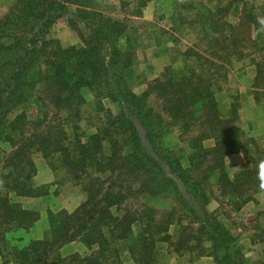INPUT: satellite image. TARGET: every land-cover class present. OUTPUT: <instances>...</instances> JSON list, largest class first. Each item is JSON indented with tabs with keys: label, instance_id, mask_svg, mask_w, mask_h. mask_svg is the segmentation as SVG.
I'll return each mask as SVG.
<instances>
[{
	"label": "rangeland",
	"instance_id": "rangeland-1",
	"mask_svg": "<svg viewBox=\"0 0 264 264\" xmlns=\"http://www.w3.org/2000/svg\"><path fill=\"white\" fill-rule=\"evenodd\" d=\"M18 1L12 0V5L8 8L10 1L6 0L4 4L3 0H0V22L17 11ZM94 1L91 0L92 7ZM67 2L68 0H58L60 6H66L69 14L56 11L49 14L48 22L51 25L44 40L59 43L65 49L74 47L79 50L84 48L85 40L95 31L96 26L89 20L78 18L77 6L71 1ZM108 2L112 5H98V13L108 20L123 24L126 28L122 48L132 55V66L124 72L129 90L136 96H147L144 104L161 117L159 122H163L160 125L161 142L168 151L173 152L171 160L178 159L183 171L198 180L197 186L192 188L193 190H187L182 185L184 190L181 198L168 196L169 191L154 198L143 188L145 178L142 177L141 182H113L114 175L109 169L95 175L90 168L87 171L89 175L77 169V178H80L77 181L75 169L70 163L66 164V167L62 165V153L51 152L47 158L40 150L32 149L27 158L35 168L31 181L35 197L19 196L14 190L9 191L5 184L17 175L14 170L16 155L20 153L24 138L29 137V130L35 133L47 128L53 133L65 130L67 135H62L61 145L68 150L72 162L74 156L79 157L83 151L78 148V141L81 140L82 145L87 146L100 137L102 146L107 149L111 141L106 136L112 137V134H106L104 130L109 133L114 122H122L116 120L122 107L106 99L104 90L99 92L88 86L81 88L83 104L79 106V117H76L72 111L55 109L45 98L43 87L40 85L35 88L27 104L17 107L7 117V122L12 123L25 114L29 122L27 125L23 122L7 124L6 126L13 125L11 127L14 129L8 128L1 134L0 198L7 196L11 205L20 208L18 211L38 216L35 224L42 216L46 217L47 229H35L34 232L42 235V238L37 239L28 237L27 234L34 226L29 229H17L12 224H0V264H18L15 252L26 248L33 241L41 240H52L56 243L55 248L48 254L47 263L43 264L80 263L74 260L75 257L81 262L93 264H137L131 250L138 254L146 247V242L141 241L140 234L150 210H153V218L162 224V232L154 235V243L152 239L147 240L149 244L153 243L148 254L149 264H230V256L234 258L235 264H264V183L258 190H247L249 184L238 188L241 181L236 180V176L242 171L255 170L252 166L264 175V0ZM46 4L49 6L47 2ZM34 16H26L28 24L19 22L20 28L15 33L17 43L27 40V44L34 35H41L44 23L42 20H35ZM4 34L13 36V33L0 30L1 44L9 46L14 40L10 42ZM17 49L20 51L18 45ZM193 52L205 60L202 61L193 55ZM104 55L103 46L100 56ZM206 61L221 66L213 91L222 114L221 118L225 122H234L225 130L220 127V130L226 133L231 128L232 138L229 141H232L237 149H244L245 146L252 164L241 151L236 152L241 155L240 159H229L231 154L223 159L217 156L218 152L214 151L217 142L212 138L214 133L203 140L204 153L194 157L191 142L198 139L206 129V126L202 125L203 119L190 122L173 120L166 110L170 96L163 99L155 92L158 81L167 80L169 69L170 73H176L187 66L197 71L202 66L208 74L210 66ZM233 109L237 111L236 119ZM198 117L202 118L201 115ZM133 124L140 136L142 132L138 122ZM118 145V149L123 153L127 151L125 142L118 141ZM115 149L112 146L107 152L108 163L110 154ZM95 156L97 159L103 158L99 153ZM100 160L102 159H98ZM221 160L225 163L224 173L228 179L236 182L232 186L228 185V179L223 178ZM23 165H27V160ZM252 177L254 182L257 173ZM252 177L247 176V180L250 182ZM135 178L131 177V180ZM94 180L100 182L97 185L102 186L104 192L114 188L116 192H123L127 196V200L119 208H113V213L119 221L125 215L132 219L133 235L129 233L127 239L114 243L105 253L97 246H88L83 242L84 234L92 236L91 225L81 234L77 233L78 228L74 226L76 229L65 235V242H60L61 234L52 236V230L57 227H50L49 213L59 214L60 219L64 217L63 212L68 215L76 214L91 196L84 190L83 185L87 181L91 187ZM112 182L115 187H111ZM96 189L91 188L92 192ZM75 206L78 207L71 213L66 209ZM16 213L20 214L17 211ZM2 220L5 221L6 218ZM102 222L112 225L108 218ZM214 226H218L220 231L223 230L222 234L229 235L233 242L220 247L215 239H221V234L219 236L213 232ZM254 231L258 232L254 234ZM227 246L231 247L229 252L226 251Z\"/></svg>",
	"mask_w": 264,
	"mask_h": 264
},
{
	"label": "trees",
	"instance_id": "trees-1",
	"mask_svg": "<svg viewBox=\"0 0 264 264\" xmlns=\"http://www.w3.org/2000/svg\"><path fill=\"white\" fill-rule=\"evenodd\" d=\"M56 1L19 0L16 7L17 11L0 22V30L13 33V36L4 35H7L10 42L14 40L9 46H3L0 42V138L3 131L8 130V128L14 129V127H11L13 125L6 126L7 124L23 122L27 125L29 121L25 114L19 116L12 123L7 122V117L17 107L27 104L31 100L35 88L40 85L43 87L42 93L45 98L55 109L72 111L76 117H79V106L83 104L81 88L88 86L93 90H99V92L104 90L106 99L116 102L122 107L119 117L116 118V120L122 122H114L109 133L104 130L106 134H112V137L106 136L111 141L107 149L102 146L103 141L100 137L87 146H83L81 140L78 141L80 145H78V148L83 151H81L79 157L76 158L75 155L72 162H70L68 150H65V146L61 145L63 144L62 135H67L65 130H58L60 133H53L50 128L41 132L37 130V133L29 130L27 132L29 137L24 138L20 153L16 155L14 170L17 171V175L5 184V188L9 191L14 190L19 196L35 197L33 196L35 191L31 185L35 168L32 161H28L29 158L27 157L32 149H38L47 158H49L51 152L62 153L64 158L62 165L66 167V164L70 163L69 165L75 169L74 173H76L77 181L80 180L79 177L77 178V169L84 171L87 175H89L87 172L89 168L93 170V175L109 169L111 174L114 175L113 182L114 180L124 182L137 180V182H141L140 179L145 178L143 179V188L149 196H154V198L168 191V196L181 198L184 190L182 185L187 190H193L192 188L197 186L198 180L183 171L178 159L171 160L173 152L168 151L161 142L162 131L160 125L163 123L159 122L161 117L154 114L144 104L147 100L146 95L139 97L129 90L127 81L124 78V72L132 66V55L126 53L122 48V39L126 32L125 26L119 22L108 20L102 14L94 12V10L90 11L89 9L92 8L91 0H68L67 3L71 1L73 5L77 6L78 18L89 20L95 24L96 28L85 40L84 48L79 50L74 47L65 49L59 43H49L44 40L51 25L48 22L49 14L55 11L61 14L68 13V9H65L66 6H60L58 0ZM27 15H35L33 17L35 20H42L44 30L40 36L36 34L32 38H28L29 42L27 44H25L27 40L17 43L15 33L20 28L19 22L28 24ZM229 28L234 29L233 26H229ZM17 45L20 51L17 49ZM103 46L105 55L101 57L100 53ZM193 55L202 61L205 60L198 54H194V52ZM205 63L210 66L208 74L202 66L199 67L198 71L188 66L176 73H170L171 69H169L167 71L169 73L166 75L167 80L158 81L155 92L163 99L168 95L170 96L168 99L170 102L167 100L166 110L173 120L190 122L195 119H203L202 125H205L206 129L198 139L191 142L194 157L204 153L202 151L203 140L214 133L213 137H210L215 138L217 142L216 149H214L216 153L218 152L217 156L223 159L227 155L241 151L251 163L245 146L244 149H237L236 145L229 141L232 138L231 128L224 133L225 128L230 127L234 122H225L221 118L222 114L218 109L213 91L221 66L210 61ZM214 70L215 72H213ZM29 88L31 89L29 90ZM200 115L202 118L198 117ZM233 116L235 119L237 118L235 109H233ZM133 122H138L142 132L140 136ZM30 125L34 124L30 123ZM4 126L5 128H3ZM220 127L224 130H220ZM118 141L127 144L125 153L118 149ZM112 146L116 149L111 152L110 163H108L107 152ZM97 153L102 156V153L105 154L103 158H98L102 160L98 161L97 156H95ZM26 160L27 165H23ZM222 162L223 160H221L220 166L223 178L228 179L227 174L224 173L225 163ZM252 168L255 170H244L236 176V180L241 181L238 188L247 184L250 185L247 190H258L262 187L264 175L254 166ZM256 173V180L252 182L254 180L252 176ZM134 176L136 178L131 180V177ZM247 176L252 177L250 181L252 183L247 180ZM113 182L111 187H115ZM93 183L91 187L87 184V181L83 185L84 190L90 193L91 196L76 214L68 215L63 212L64 217L60 219L59 214L49 213L50 227L53 229L56 226L57 229L52 230V236L56 237L61 234L59 236L60 242H65V235L70 230L76 229L74 226L78 228L77 233L81 234L86 227L91 225L92 236L89 237L84 234L82 236L83 242L88 246L95 245L103 250L102 253H105L114 243L127 239L129 233L133 235L132 219L125 215L119 221V218L114 216L113 208H119L127 200V196L123 192H116L114 188L104 192L102 186L97 185V183H100L98 180H94ZM233 183L236 182L228 181L229 186H232ZM92 187L97 189L92 192ZM18 209H20L18 206L10 204L7 196L1 197L0 217L6 218V220L0 218V224H12L17 229H29L34 226L39 217L30 212L18 211ZM16 211L20 214H17ZM116 211L119 212L120 210ZM151 213H153V210L147 212V221L142 234H140L141 241L146 242V247L142 249V253L138 254L133 249L131 250L134 262L137 264H149L148 259L150 256L148 254L151 245L154 243V235L162 232V224L157 222V219L153 218ZM105 218L111 220L112 225L103 223L102 220ZM103 225L105 226L103 227ZM213 229L214 233L219 236L221 234V237H219L221 239H215L220 247L226 243L230 244L232 240L229 235L222 234L223 230L220 231L218 226H214ZM106 231H108L107 235ZM116 233L120 234L117 235ZM148 239H152L153 243L150 242L149 244ZM55 246L56 243L52 240L33 241L26 248L15 252V259L18 264L47 263L48 254ZM230 249V246L226 247L227 252ZM0 252L2 254V251ZM74 260L80 262L77 264H93L81 262L76 257ZM230 264H235L234 258L232 259L231 256Z\"/></svg>",
	"mask_w": 264,
	"mask_h": 264
},
{
	"label": "crops",
	"instance_id": "crops-1",
	"mask_svg": "<svg viewBox=\"0 0 264 264\" xmlns=\"http://www.w3.org/2000/svg\"><path fill=\"white\" fill-rule=\"evenodd\" d=\"M8 1H10V4H7V7L8 8H10L11 6L10 5H12V0H8ZM109 0H101L100 2L99 1H94L93 2V9H94V6H95V11H99V8H98V5L100 4V3H103L104 5H106V4H109V6L110 5H112L111 4V2H108ZM3 2H4V4L6 3V0H3ZM7 8V9H8ZM4 11H6V9L4 10ZM3 11V12H4ZM3 14V13H2ZM233 157H236L237 159H240L241 158V155H237V154H232L231 155V157H229V159L230 158H233ZM245 163V162H244ZM245 166H246V164H245ZM236 170V169H235ZM1 191V190H0ZM263 191V190H262ZM78 206H75V207H73V208H71V209H68V208H66L67 209V211L68 212H72V211H74L76 208H77ZM52 210V209H51ZM53 211V210H52ZM46 219V217H41V219H40V221H38L35 225H34V227H33V229H31L27 234H28V237H33V238H37V239H40V238H42V235H41V233H37V232H34L35 231V229H39V231H41V230H43V231H45L44 230V228H46L47 229V221L45 220ZM261 221V225L263 224V222H262V220H260ZM258 231H254L253 233L254 234H256ZM32 233V234H31Z\"/></svg>",
	"mask_w": 264,
	"mask_h": 264
}]
</instances>
